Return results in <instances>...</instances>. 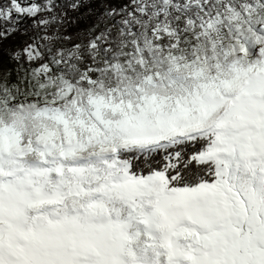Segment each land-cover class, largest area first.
I'll return each instance as SVG.
<instances>
[{"label": "snow or ice", "instance_id": "6c2138e0", "mask_svg": "<svg viewBox=\"0 0 264 264\" xmlns=\"http://www.w3.org/2000/svg\"><path fill=\"white\" fill-rule=\"evenodd\" d=\"M0 264H264V0H0Z\"/></svg>", "mask_w": 264, "mask_h": 264}]
</instances>
